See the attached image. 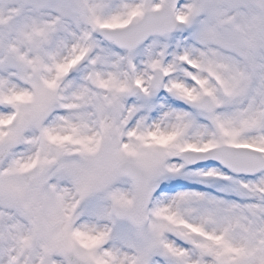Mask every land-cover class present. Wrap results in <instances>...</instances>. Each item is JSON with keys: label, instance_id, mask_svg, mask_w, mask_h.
I'll list each match as a JSON object with an SVG mask.
<instances>
[{"label": "snow or ice", "instance_id": "obj_1", "mask_svg": "<svg viewBox=\"0 0 264 264\" xmlns=\"http://www.w3.org/2000/svg\"><path fill=\"white\" fill-rule=\"evenodd\" d=\"M0 264H264V0H0Z\"/></svg>", "mask_w": 264, "mask_h": 264}]
</instances>
